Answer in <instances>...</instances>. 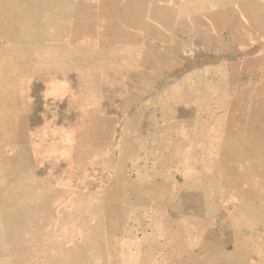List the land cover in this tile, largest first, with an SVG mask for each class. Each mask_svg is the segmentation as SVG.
Returning <instances> with one entry per match:
<instances>
[{
    "label": "rangeland",
    "instance_id": "1",
    "mask_svg": "<svg viewBox=\"0 0 264 264\" xmlns=\"http://www.w3.org/2000/svg\"><path fill=\"white\" fill-rule=\"evenodd\" d=\"M0 264H264V0H0Z\"/></svg>",
    "mask_w": 264,
    "mask_h": 264
}]
</instances>
